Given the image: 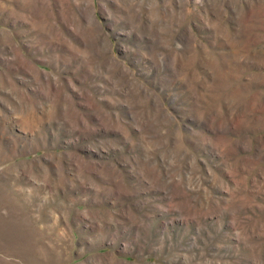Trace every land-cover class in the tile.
I'll list each match as a JSON object with an SVG mask.
<instances>
[{"label": "rangeland", "instance_id": "rangeland-1", "mask_svg": "<svg viewBox=\"0 0 264 264\" xmlns=\"http://www.w3.org/2000/svg\"><path fill=\"white\" fill-rule=\"evenodd\" d=\"M0 264H264V0H0Z\"/></svg>", "mask_w": 264, "mask_h": 264}]
</instances>
